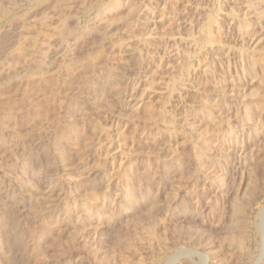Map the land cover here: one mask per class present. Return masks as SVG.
Instances as JSON below:
<instances>
[{
    "label": "rangeland",
    "instance_id": "1",
    "mask_svg": "<svg viewBox=\"0 0 264 264\" xmlns=\"http://www.w3.org/2000/svg\"><path fill=\"white\" fill-rule=\"evenodd\" d=\"M262 221L264 0H0V264H256Z\"/></svg>",
    "mask_w": 264,
    "mask_h": 264
},
{
    "label": "water",
    "instance_id": "2",
    "mask_svg": "<svg viewBox=\"0 0 264 264\" xmlns=\"http://www.w3.org/2000/svg\"><path fill=\"white\" fill-rule=\"evenodd\" d=\"M182 255H183V254H180V255L178 256V258H176L175 261H177ZM263 258H264V252H263V255L261 256L260 261H258L256 264H259V263L263 260Z\"/></svg>",
    "mask_w": 264,
    "mask_h": 264
},
{
    "label": "bare ground",
    "instance_id": "3",
    "mask_svg": "<svg viewBox=\"0 0 264 264\" xmlns=\"http://www.w3.org/2000/svg\"><path fill=\"white\" fill-rule=\"evenodd\" d=\"M263 222V221H262ZM262 225V224H261ZM263 225H264V222H263ZM180 255V254H179ZM263 255V254H262ZM178 258V257H177ZM261 259V258H260ZM260 261V260H259Z\"/></svg>",
    "mask_w": 264,
    "mask_h": 264
}]
</instances>
